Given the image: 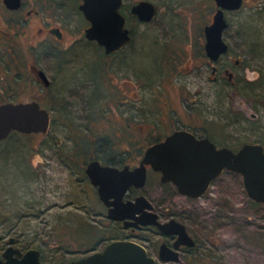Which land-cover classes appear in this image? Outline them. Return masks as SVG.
I'll return each mask as SVG.
<instances>
[{
	"label": "rangeland",
	"instance_id": "374dc122",
	"mask_svg": "<svg viewBox=\"0 0 264 264\" xmlns=\"http://www.w3.org/2000/svg\"><path fill=\"white\" fill-rule=\"evenodd\" d=\"M81 1L61 0L55 10V19L66 27L64 43L50 49L52 42L43 41L31 51L42 38L35 39L28 24L15 26L20 15L7 11L0 0V59L10 62L7 66L0 61V97L12 84L14 90L7 93L11 99L31 102L37 97L53 119L47 134L13 132L0 145V221L21 224L13 232L0 227V256L15 236L24 249L42 248L44 264H66L100 250L111 238L128 235L106 216L97 187L85 176L87 164L98 156H121L123 163L138 165L156 139L122 141L115 132L126 133L130 118L141 123L156 98L159 114L170 96L177 105L186 85L195 108L179 106L180 119L207 127L221 145L236 151L253 141L264 145V0H244L241 10L226 12L232 26L225 38L233 57L242 59L238 84L227 85V93L209 81L211 70L202 57L204 29L215 14V0H149L159 5L149 23L125 9L135 40L126 49V76L111 79L104 77L101 52L79 41ZM31 21V26H41L37 18ZM10 45L12 56L1 52ZM34 61L49 68L52 89L31 77L28 63L33 66ZM224 61L232 64L227 56ZM138 69L145 78L155 74L150 87L156 95L149 86H136ZM160 179L161 174L150 171L147 186L134 195L144 193L166 216L184 222L199 245L179 262L159 263L264 264V204L249 196L241 174L225 171L196 199ZM32 201L36 204L30 209ZM148 235L151 252L158 250L159 235L153 230Z\"/></svg>",
	"mask_w": 264,
	"mask_h": 264
},
{
	"label": "water",
	"instance_id": "95a60500",
	"mask_svg": "<svg viewBox=\"0 0 264 264\" xmlns=\"http://www.w3.org/2000/svg\"><path fill=\"white\" fill-rule=\"evenodd\" d=\"M124 0H84L79 8L92 25L87 28L86 37L98 41L107 53L116 52L132 41L127 27L128 18L121 12ZM216 10L213 19L204 29L206 53L208 58L218 61L230 49L224 32L229 27L227 11H238L244 0H215ZM22 0H4L6 8L19 9ZM159 6L149 0H141L133 5L132 13L141 22L154 20ZM39 76L44 85L50 84L45 71ZM233 74H230V79ZM50 110L41 107L39 101L3 103L0 106V142L11 132L23 134L41 132L47 134L52 126ZM141 165L119 168L102 164L93 159L87 164L86 175L97 187L99 198L108 208V217L114 221H124L125 226L155 224L166 234H177V246H196L186 225L174 218L160 221L153 211V204L144 194L127 199L129 190L146 187L147 165L161 174V183L174 184L178 192L193 199L206 194L213 181L225 171H233L243 176L244 186L249 196L264 204V145L245 143L238 151L230 147L218 148L208 137L197 138L187 131L177 132L159 144L150 146ZM15 238L10 240L7 249L0 256V264H42L41 250L32 247L22 251L14 246ZM162 263L180 261V252L164 242L159 248ZM67 264H161L150 256L145 246L137 241L119 239L108 242L102 249Z\"/></svg>",
	"mask_w": 264,
	"mask_h": 264
},
{
	"label": "flooded vegetation",
	"instance_id": "af4514ba",
	"mask_svg": "<svg viewBox=\"0 0 264 264\" xmlns=\"http://www.w3.org/2000/svg\"><path fill=\"white\" fill-rule=\"evenodd\" d=\"M60 1L61 0H22V4L19 7V9H10V8L7 9L6 6H5L7 11H9V12H11L13 14L20 15V18H19L20 20L18 19L17 23L14 24L15 26H17V27L19 26L20 27V26L23 25V26L26 27V25L28 24L31 27L29 30L33 33L34 38L35 39H37L39 37L42 38L41 40L37 41L38 44L32 45L31 51H32V49L38 47V45L41 46L43 41H51L52 42V44H51L52 47L50 49H52V48L53 49H58V47H60L58 45L64 43V41L66 39V29H65L66 27L63 24L59 23L55 19V10L58 9ZM140 1H138V2H140ZM83 2H84V0H82L77 6L78 13L80 14V17L82 19H84V24L82 26H80V28H79V30L81 31V37H79L80 38L79 41L81 43L87 45V46L89 44L93 45V47H95L98 52H101L102 59H103V61L105 63V67H104V70H103V72L105 74L104 75L105 78H110L111 79L113 76L122 77V78H123V76L125 77L127 72H128V69H127L128 67H127V62H126L127 61V57H126L127 51H126V49L130 48L133 45V41L135 40L134 39L135 36L133 34V30H131L128 27V22H129L130 17L125 12V9L130 11L129 13H130L131 16H135L132 13V8H133V5L138 3V2L132 4L129 7V6H126L125 0H124V2L122 4V7H121V12L128 18L127 27L131 31L132 41L130 43H128L127 45H125L124 47H122V49H120V50H118L116 52H111V53H107L105 51V47L103 45H101L98 41L90 40L89 38L87 39V37H86L87 28H89L92 25V23H91V21L89 19L85 18V15H84L83 11L81 10V8H79L80 5L83 4ZM3 3H4V0H3ZM135 17H137V16H135ZM35 18L38 19V21L41 23V26H35V25L31 26V23H32L31 20H33ZM137 19L139 20L138 17H137ZM153 21L154 20H152L150 22H153ZM143 22H141V23H143ZM145 23H149V22H145ZM24 32L25 31L23 29L22 33H24ZM27 33H28V31H27ZM205 42H206V40H205ZM204 45H205V43H204ZM204 45L202 47L203 48L202 57H204V59H206V61H205L206 66L209 67L210 70H211V73L208 75L209 81H212V83L220 85L222 87L223 92L227 93V91H226L227 84H231L232 86L236 85V82H237L236 81V77H238V75H239L238 70H240V68L242 66V59H240V57H235L234 58L232 53H231V48H230L227 53H225V54L220 56V59L218 61H213L210 58H208L207 53H206V47ZM39 48H41V47H39ZM1 52L5 53L6 55H11L12 56V54L14 52V47H12L10 45V47L3 48L1 50ZM226 56H227V58L230 59V62L232 64L227 63V62L224 61ZM5 58H7V57H5ZM5 58L4 57L1 58L0 61L2 60L1 62H3L7 66H10L9 60H7ZM28 66H29V69L31 71V75H32L31 77L36 79L37 83H40V84H43V85H44V82H43V79L39 76V71L40 70L45 71L47 77H49L51 82L47 86L44 85V87H46L48 90L52 89L53 78L50 76L49 68H47L46 66H42V65L38 64L35 61L33 63V66H32V63H28ZM124 66H125L126 69L124 68ZM171 66L173 67V65H171ZM136 72H138L137 75H135L136 77L138 76L136 81H139V84H137L136 86H138L139 89H141V88L145 89L146 86L150 87V84L155 82V78H156L154 76L155 74L154 75L146 74V76H148V77L145 78V77L142 76V74H141L142 71L140 69H138ZM231 73L233 74V78L232 79H230V74ZM109 74H111V75H109ZM143 75H144V73H143ZM151 76H153V78H150ZM140 80L143 83L140 82ZM145 81H148L149 83H145ZM13 87L14 86L12 84H10V86H8L5 89V93L6 94L0 97V106L3 103L15 102L16 99H14V98L11 99L9 97V95H7L8 90H12V91L14 90ZM187 88H190V87L187 86V85L184 86V89H182V90H184V92L179 94L180 97L178 99L179 102H178L177 105L175 104L176 103L175 99L173 97H171V96L168 99L165 100V102L163 104L164 105L163 114H159L158 113V107L156 105L157 98H156L155 100H153L151 102V104H153L154 108L151 107V109H149L147 107V109H148L147 110V116H146V118L144 120H142V122L140 121L141 123H138L136 121H134V123H133L132 118H130V121L127 123V131H126V133L115 132L116 135L121 136L120 139L122 141H130V142L131 141H135L136 139H140L141 136H143L145 139H148V138L156 139V140L152 141L149 144L148 147L145 148L144 153H143L142 157L140 158V160L138 162L139 163L138 165L137 164H132L130 162H127V163L124 162L123 163V158L121 156L120 157H118V156H116V157L109 156L106 159H101V158L100 159L99 158H95V159H99L100 162L102 164H104V165L105 164H110V165L115 166V167L118 166L119 168H124V167L130 166L132 169H134V168H137L138 166L141 165V163H142L141 161H142V159H143V157H144V155L146 153V150L150 146L159 144L160 142H163V141L167 140V138L170 137L171 135H173L174 133L182 132V131H187V132L191 133L192 135L194 134L197 138H200V139H202L204 137H208L213 143H215V145L218 148L229 147L228 145H223V144L221 145L217 140H215L214 137H212L209 134V132L207 133V127L202 129L200 127H196L194 125H191L190 124V122L192 123L191 120H190V122L189 121H187V122L185 121L184 122L182 119L179 118V110H180L179 106H182V108L184 110L190 108L193 111L194 108H195L193 106V104H192L193 101H191L190 97H189V96H191V94H190L191 90L187 89ZM150 89L153 92V88L150 87ZM108 94L110 96V93H108ZM153 94L156 95L154 92H153ZM32 100L33 101L34 100L39 101L37 97H34ZM15 103H21V102H15ZM40 104H41V102H40ZM41 107H43L42 104H41ZM192 111H191L190 114H192ZM50 113L52 114L51 110H50ZM51 118H52V115H51ZM135 129L138 130V131L135 132ZM202 130H205L204 134L201 133ZM13 132H18V131H13ZM13 132H11V135H12ZM18 133H21V132H18ZM36 133H39V132H36ZM36 133H31V134H36ZM21 134H23V133H21ZM115 134L112 137H115L116 136ZM120 139L118 138L117 140H120ZM5 140L6 139L2 140L0 142V145ZM252 143H259V142H252ZM241 146H240V148H241ZM234 151H236V150H234ZM109 158H113V159L110 160ZM150 171H154L155 173L162 174V173H159V172L155 171L151 164L147 165L148 179H147L146 184L148 183L149 178H150ZM160 181H161V179H160ZM132 189H135L134 192L132 191ZM139 189H143V188H139ZM139 189H137L135 187L131 188L129 190L128 195L126 196L127 199H129V198L134 199V198L140 196V194H144V193H140L139 195L135 196L134 193L137 192ZM149 200H150V198H149ZM150 202H152L153 207H154L153 211L158 214V217H159L160 221L167 222V221L173 220L174 218L179 220L177 217H173V216L168 217V216H166L164 214V212H161V210H159V208L153 203L152 200H150ZM28 204H30L28 207H30V209H31V207H34L36 202L32 201L31 203H28ZM0 207H1V204H0ZM28 207H26V208H28ZM105 207L107 209L106 216L108 217V208H107V206H105ZM25 214H28V212H25ZM108 219H109V217H108ZM9 220L10 219L4 220V222H6V224L3 221H0V227H4L5 231L7 230L8 232H13V231L17 230V228H19V226L21 225L20 222H17V223H15V221L9 222ZM112 221H114V220H112ZM179 221H181V220H179ZM182 223H184V222H182ZM114 224L119 225L121 228H123L124 230L128 231L129 234L126 235V236H123V237H120V236L118 238L115 237L112 240H119V239L130 240L131 239V240L137 241L138 243H140L141 245L146 247V249L149 252V255L150 256H154L157 259L158 263L161 262L160 261V255H159V249L158 250L156 249L153 252H151V249H152L151 243L153 241H151V237L148 235V233L150 231H152V230L156 231L157 234L159 235V239L161 240V245L164 242H166L169 247H171V248H173V249H175V250L180 252V260L183 258L184 255L187 256V253H191L193 250H196L198 248V245H199V240L196 239L194 236H192V233L189 231V228L187 227V225L185 223L184 224L186 225V228H188V231H189L190 235L194 239H196V241H197L196 246H193V247L188 246V245L187 246H184V245L177 246L176 244H177L178 235L177 234L174 235V234L163 233L158 228V226L155 225V224H152V225H141V226H135V225H131L130 224V226H125L124 221H121V220L114 221ZM12 238H15L14 246L15 247H20V246H18V244L20 243L19 237L17 238L15 236H10L8 241L5 243L6 244V249H7V246L10 244V240ZM107 245H108V243H107ZM154 245H156V242H154ZM106 246H104L103 248H100V250L104 249ZM20 248L24 252L28 250V249H24L22 247H20ZM40 250H41V262H42V264H44V260H43V256H42L43 255V250H42V248ZM3 252H2V254H3ZM2 254H1V256H2ZM168 263H170V262H168Z\"/></svg>",
	"mask_w": 264,
	"mask_h": 264
},
{
	"label": "trees",
	"instance_id": "16d2710c",
	"mask_svg": "<svg viewBox=\"0 0 264 264\" xmlns=\"http://www.w3.org/2000/svg\"><path fill=\"white\" fill-rule=\"evenodd\" d=\"M227 19H228L229 27L226 29V31L229 30L230 27L232 26V24L229 22V18H228V17H227ZM240 34H241L240 37L242 38L244 33L240 32ZM225 39H226V38H225ZM226 41L229 43L228 40H226ZM229 46H230V44H229ZM230 48H231V46H230ZM236 81H237V82H236V85H237V84H238L237 77H236ZM227 85H230V84H227ZM236 85H235V86H236ZM42 106H43V105H42ZM44 108H45V107H44ZM12 135H13V133H12ZM12 135H11V136H12ZM11 136H10V137H11ZM253 142H257V141H253ZM70 157H71V155H70ZM97 158H99V159H100V158H101V159H106L107 157H106V156H104V157H103V156H98ZM109 159L111 160V159H113V158H109ZM87 163H88V162H87ZM87 163H86V164H87ZM85 176L88 177L86 174H85ZM134 190H135V189H132L133 192H134ZM256 203H257V204H260V203H258V202H256ZM112 239H113V238L109 239L108 242L111 241ZM108 242H107V243H108ZM97 249H98V248H97ZM97 249H94V250H97ZM42 256H43V255H42ZM200 257H201V256H200Z\"/></svg>",
	"mask_w": 264,
	"mask_h": 264
}]
</instances>
